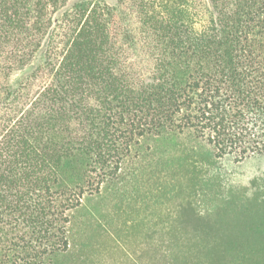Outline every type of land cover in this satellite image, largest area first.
<instances>
[{
    "label": "trees",
    "instance_id": "trees-1",
    "mask_svg": "<svg viewBox=\"0 0 264 264\" xmlns=\"http://www.w3.org/2000/svg\"><path fill=\"white\" fill-rule=\"evenodd\" d=\"M62 1L0 0V264L72 256L85 194L102 264H264V0Z\"/></svg>",
    "mask_w": 264,
    "mask_h": 264
},
{
    "label": "rangeland",
    "instance_id": "rangeland-1",
    "mask_svg": "<svg viewBox=\"0 0 264 264\" xmlns=\"http://www.w3.org/2000/svg\"><path fill=\"white\" fill-rule=\"evenodd\" d=\"M91 1L97 3H106L109 6H114L116 4L115 0H63L59 6V11L55 14L54 18H59L60 15L70 9L73 5ZM48 40H45L40 51L36 54L33 60L22 70L15 71L11 78V83L22 82L28 79L36 69L41 66L44 54L47 48ZM47 77L43 73L41 77L34 81L30 93H35L42 85L45 84ZM158 151H165L164 144L157 145ZM159 152V156L161 155ZM150 160V159H144ZM262 160V159H260ZM129 174H133L137 171L138 166L129 162ZM87 194L84 195L83 204L87 208L81 217L77 220L74 225L73 234V246L75 247V252L72 256L63 259L59 262L65 264H102V212L105 215V219H111L107 210L114 209V202L109 201V204H104L102 202H96L97 199L88 201L86 198Z\"/></svg>",
    "mask_w": 264,
    "mask_h": 264
}]
</instances>
